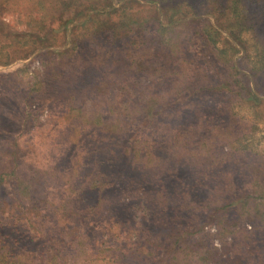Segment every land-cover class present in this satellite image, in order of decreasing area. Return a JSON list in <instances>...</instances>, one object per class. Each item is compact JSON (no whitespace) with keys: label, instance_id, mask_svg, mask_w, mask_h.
<instances>
[{"label":"rangeland","instance_id":"1","mask_svg":"<svg viewBox=\"0 0 264 264\" xmlns=\"http://www.w3.org/2000/svg\"><path fill=\"white\" fill-rule=\"evenodd\" d=\"M0 264H264V0H0Z\"/></svg>","mask_w":264,"mask_h":264},{"label":"trees","instance_id":"2","mask_svg":"<svg viewBox=\"0 0 264 264\" xmlns=\"http://www.w3.org/2000/svg\"><path fill=\"white\" fill-rule=\"evenodd\" d=\"M109 239H112L113 237H111L110 235L109 236H107ZM107 238V239H108ZM118 258H116V257H114L113 259H112V261H111V258L110 259H107V260H105V258H103V260H104V262H106V263H110V261H111V263L112 262H118V260H117Z\"/></svg>","mask_w":264,"mask_h":264}]
</instances>
